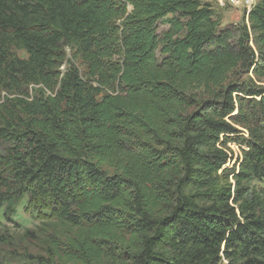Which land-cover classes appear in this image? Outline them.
<instances>
[{
	"label": "trees",
	"instance_id": "16d2710c",
	"mask_svg": "<svg viewBox=\"0 0 264 264\" xmlns=\"http://www.w3.org/2000/svg\"><path fill=\"white\" fill-rule=\"evenodd\" d=\"M223 20L209 0H0V210L49 213L26 262L264 264V0Z\"/></svg>",
	"mask_w": 264,
	"mask_h": 264
},
{
	"label": "rangeland",
	"instance_id": "374dc122",
	"mask_svg": "<svg viewBox=\"0 0 264 264\" xmlns=\"http://www.w3.org/2000/svg\"><path fill=\"white\" fill-rule=\"evenodd\" d=\"M213 4L217 10L223 13L224 26L240 23L244 14L247 12V10L244 12L241 9H236L226 2L224 5H219L215 2ZM18 55L21 58L26 57V54L22 51H19ZM259 84L264 86V78ZM228 147L230 149L229 154L232 157V161H230L226 167L231 168L236 163L237 157L242 155V151L234 142L229 143ZM252 185L256 188H264V180L255 181ZM41 209L42 208L30 207L26 199L18 208L17 214L12 218L11 222H8L4 218V211L0 210V222L2 223V226L0 227V237H9L7 244L0 245V264H14L16 261L18 264H30V262L25 261L27 258L24 256V250H31L32 244L25 241L23 242L21 240V235L24 230L34 229L39 226L44 219V215H49L47 211ZM11 244L17 247L12 246ZM3 259H6L7 262L2 263L1 260Z\"/></svg>",
	"mask_w": 264,
	"mask_h": 264
},
{
	"label": "built area",
	"instance_id": "2783aa9c",
	"mask_svg": "<svg viewBox=\"0 0 264 264\" xmlns=\"http://www.w3.org/2000/svg\"><path fill=\"white\" fill-rule=\"evenodd\" d=\"M255 2H259V0H226V3L231 5L236 9H241L245 12V10H251Z\"/></svg>",
	"mask_w": 264,
	"mask_h": 264
},
{
	"label": "crops",
	"instance_id": "0c3cea01",
	"mask_svg": "<svg viewBox=\"0 0 264 264\" xmlns=\"http://www.w3.org/2000/svg\"><path fill=\"white\" fill-rule=\"evenodd\" d=\"M211 3H217L219 5H224L226 0H209ZM214 1V2H213Z\"/></svg>",
	"mask_w": 264,
	"mask_h": 264
},
{
	"label": "bare ground",
	"instance_id": "6f19581e",
	"mask_svg": "<svg viewBox=\"0 0 264 264\" xmlns=\"http://www.w3.org/2000/svg\"><path fill=\"white\" fill-rule=\"evenodd\" d=\"M257 3H258V2H255V5H257ZM255 5H253V8H254ZM253 8H251V10H252ZM251 10H247V12L249 13Z\"/></svg>",
	"mask_w": 264,
	"mask_h": 264
}]
</instances>
